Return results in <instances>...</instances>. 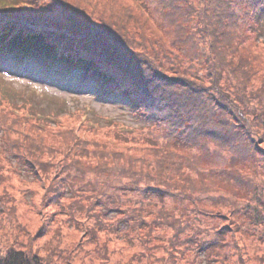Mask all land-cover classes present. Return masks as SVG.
<instances>
[{"label":"trees","instance_id":"16d2710c","mask_svg":"<svg viewBox=\"0 0 264 264\" xmlns=\"http://www.w3.org/2000/svg\"><path fill=\"white\" fill-rule=\"evenodd\" d=\"M67 4L70 9L59 1L54 14L24 7L9 18L3 16L0 48L17 60L31 57L47 70L81 69L84 78L101 82L104 91L126 95L146 126L164 133L155 142L168 144L170 151L165 154L174 149L177 155L164 164L157 160L162 165L159 170L156 163L128 150L123 151L126 165L113 164L114 171H109L113 176L98 175L100 185L123 183L125 190L116 193L115 204L124 199L135 208L150 193L158 202L168 193L173 198L178 194L183 197L180 216H188L185 222L180 225L165 206L157 211L158 220H168L175 231L191 225L201 231L197 223L204 221L202 210H210V204L228 209L229 218L248 207L253 198L245 197L258 190V184L249 180L264 173V44L252 35L253 24L264 13V0H146L156 16L153 24L125 0H91L95 13L77 2ZM16 30L25 36H14ZM100 43L104 47L97 50ZM168 65L178 71L169 75ZM237 181H247L251 190L243 192ZM84 191L88 200L95 199V193ZM77 203L74 199L70 209ZM101 208L92 207L94 214L81 210L101 223ZM129 226L117 231L130 230ZM239 230L236 233L245 236L252 232L250 227ZM259 260L264 261V256ZM0 264L42 262L10 252L0 256Z\"/></svg>","mask_w":264,"mask_h":264},{"label":"rangeland","instance_id":"374dc122","mask_svg":"<svg viewBox=\"0 0 264 264\" xmlns=\"http://www.w3.org/2000/svg\"><path fill=\"white\" fill-rule=\"evenodd\" d=\"M59 1L69 9L67 3L77 2L89 13L97 11L90 6L91 0H0V7L5 6L0 22L24 7L54 14ZM125 1L155 22L146 0ZM47 6L51 8L45 10ZM24 34L16 30L14 36ZM252 35L264 44V13L253 24ZM103 47L101 43L95 46L97 50ZM1 53L0 256L21 252L38 257L42 264H264L259 260L264 256V173L249 180L258 184V190L245 197L253 201L243 211L229 218L225 216L230 212L221 206L210 204V210H202L204 221L197 223L201 231L195 225L175 231L168 220H158L161 206L180 225L188 219L180 216L183 197L178 194L173 198L168 193L158 202L150 193L135 208L124 199L116 205V193L125 190L123 183L100 185L99 176H113L109 173L115 169L113 164L126 165L123 151L128 150L156 163L159 170L162 165L157 160L164 164L177 155L174 149L165 154L170 151L168 144L155 142L164 133L147 127L126 95L104 91L107 88L102 89L101 82L87 80L79 68L70 74L60 67L47 70L31 57L17 60L3 48ZM145 54L149 57L148 51ZM167 69L169 75L178 71L172 65ZM203 78L208 85L209 78ZM261 146L264 149V139ZM246 182H236L243 192L251 190ZM84 190L95 193V199L88 200ZM74 199L80 206L76 210L70 209ZM100 205L101 223L81 210ZM128 225L130 230L117 231ZM248 227L252 232L247 236L236 233Z\"/></svg>","mask_w":264,"mask_h":264}]
</instances>
